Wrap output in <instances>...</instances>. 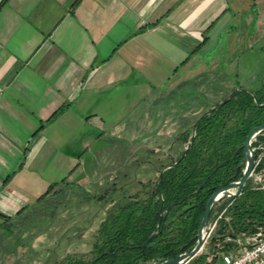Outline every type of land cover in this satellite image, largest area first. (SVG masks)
<instances>
[{
  "label": "crops",
  "instance_id": "obj_1",
  "mask_svg": "<svg viewBox=\"0 0 264 264\" xmlns=\"http://www.w3.org/2000/svg\"><path fill=\"white\" fill-rule=\"evenodd\" d=\"M262 37L264 0H5L0 221L29 215L63 186L91 183L104 167L136 164L145 174L138 187L151 182L211 106L199 100L209 101L204 85ZM235 87L244 86L217 91ZM109 137L122 147L93 150Z\"/></svg>",
  "mask_w": 264,
  "mask_h": 264
},
{
  "label": "trees",
  "instance_id": "obj_2",
  "mask_svg": "<svg viewBox=\"0 0 264 264\" xmlns=\"http://www.w3.org/2000/svg\"><path fill=\"white\" fill-rule=\"evenodd\" d=\"M262 123L264 86L255 92L238 90L227 103L199 121L192 141L191 127L183 137V142L188 143L185 155L180 158L186 147L163 164L161 168L180 158L163 171L159 181L156 178L154 183L148 182V186L141 184L140 193L124 195L111 202L88 252L67 253L53 264H148L191 250L208 198L217 188L241 176L245 137ZM257 143L264 144V132L256 136L252 147ZM263 167V163L259 164L254 171L259 172ZM56 185L51 184L44 195ZM220 201L212 206L210 219L222 213L217 229L223 233L237 237L244 232L264 229V187L253 183V178H248L236 198ZM169 204L172 207L159 222ZM153 232L156 236L144 248L139 247ZM230 242L212 239L208 248L221 250ZM209 255L208 251L201 252L187 263L216 264L217 255L208 261Z\"/></svg>",
  "mask_w": 264,
  "mask_h": 264
},
{
  "label": "rangeland",
  "instance_id": "obj_3",
  "mask_svg": "<svg viewBox=\"0 0 264 264\" xmlns=\"http://www.w3.org/2000/svg\"><path fill=\"white\" fill-rule=\"evenodd\" d=\"M209 54L211 57L215 51L211 50ZM236 55L237 59L233 61L226 76H221L220 80L211 76V79L216 78V82L211 81L209 85H204L208 86V91L210 90V93L206 95L209 96V101L207 97H201V95L199 100H202L205 105L208 103L211 105L205 111L215 107L217 102L231 92L229 90L226 93L218 92L219 86H244L234 89L248 87L253 90L256 86H264V37L259 38L252 48L246 50L244 48ZM224 80L226 82H223ZM191 84L203 86L196 78ZM188 86L191 85L188 84ZM190 129L191 126L183 137L187 136ZM117 141L115 137L112 139L109 137L106 141L101 140L94 144L93 150L100 149L102 146L111 148V145H116L118 142V146L122 147V143ZM187 144L182 139L174 155L177 156ZM114 151L110 154L111 157L115 154ZM176 156L164 158L163 163ZM104 168L110 172L92 175L93 178L89 184L63 186L55 197H48L42 203L32 207L29 215L9 222L0 221V264H53L67 253H73L74 248H89L111 202L120 200L124 195L140 193L142 188L138 187L135 177L138 174L140 178L145 175L139 171L136 164L130 165L124 172L112 166ZM260 173L252 172L250 178H253V183L264 182V174ZM89 175L85 176L87 180ZM157 175L158 173L154 174L151 182L150 180L145 182V186L150 185L148 182L154 183ZM210 242L211 240H208L206 247L198 253L208 251L210 254L208 261L217 255L220 249L208 248ZM231 244H233L232 241Z\"/></svg>",
  "mask_w": 264,
  "mask_h": 264
},
{
  "label": "water",
  "instance_id": "obj_4",
  "mask_svg": "<svg viewBox=\"0 0 264 264\" xmlns=\"http://www.w3.org/2000/svg\"><path fill=\"white\" fill-rule=\"evenodd\" d=\"M242 88H236L234 90H232L222 101L221 103L216 106L219 107L222 104L227 103L231 97L238 91L241 90ZM216 107H212L210 109H208L207 111H205L204 113H202L197 119L196 121L193 123L192 125V134H191V141L194 139V135H195V129L197 127V124L199 123V121L205 116L207 115L209 112H211L212 110H214ZM261 132H264V123L258 125V126H254L246 135L244 143H243V160H242V164H244V168L242 170V174L241 176L235 180V181H231L229 182L227 185L222 186L220 188H217L208 198L206 204H205V208H204V212H203V216L201 218V221L199 223V226L197 228V232H196V243L193 246V248L189 251H185L182 253H179L177 256H175L174 258H165L162 259L158 262H156V264H186L189 260H191L194 256H196L199 251L203 248V246L205 245L206 242H208V240H212V239H217L219 242L223 241L225 238L229 237L231 239L234 238L233 235L231 234H224L221 230L216 229L212 232L211 235L208 236L209 233V224H210V211L212 206L218 202L219 200L223 199V198H230V199H234L236 198L238 195L241 194L242 189L246 183V181L248 180V178L251 176L253 169H254V163H255V154H254V150L252 148V142L254 140V138L260 134ZM186 147L184 149V151L182 152L181 157H183L187 151ZM179 158V159H180ZM179 159L177 161H179ZM172 162L167 164L165 167L161 168L158 175H157V181L160 180L161 175L163 173V171L166 168L171 167L172 165H175L176 162ZM262 173V172H261ZM172 207V204H169L168 207L166 208L165 212L161 215V218L159 220V222H161V220H163V218L165 217V215L168 213V211L170 210V208ZM156 232H153L148 238L147 240L141 244L139 247L144 248L155 236H156ZM208 238V240H207Z\"/></svg>",
  "mask_w": 264,
  "mask_h": 264
},
{
  "label": "built area",
  "instance_id": "obj_5",
  "mask_svg": "<svg viewBox=\"0 0 264 264\" xmlns=\"http://www.w3.org/2000/svg\"><path fill=\"white\" fill-rule=\"evenodd\" d=\"M255 140L256 137L254 138L253 141ZM252 148L255 154V163H254V169H255L256 166H259V164L263 163L264 165V144L257 143V145L253 146ZM259 172H262V174H264V167ZM260 184L261 187H264V182L263 183L261 182ZM221 214L222 213H220V215ZM220 215H218V217L214 219H210L208 236L211 235L212 232L217 229V220L220 217ZM224 234H228V233H224ZM223 241L225 242L232 241L233 244L228 245L225 248L219 250L217 254L216 264H264V229L263 228H259L255 232L241 233L240 235L234 237L233 239L227 237ZM148 264H156V262H150Z\"/></svg>",
  "mask_w": 264,
  "mask_h": 264
},
{
  "label": "flooded vegetation",
  "instance_id": "obj_6",
  "mask_svg": "<svg viewBox=\"0 0 264 264\" xmlns=\"http://www.w3.org/2000/svg\"><path fill=\"white\" fill-rule=\"evenodd\" d=\"M250 178V177H249ZM214 240H216L217 241V239L215 238Z\"/></svg>",
  "mask_w": 264,
  "mask_h": 264
}]
</instances>
